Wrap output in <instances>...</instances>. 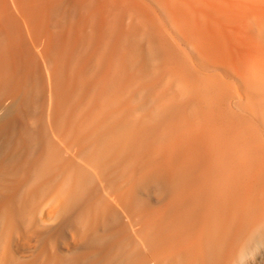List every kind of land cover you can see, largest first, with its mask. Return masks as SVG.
<instances>
[{
    "label": "bare ground",
    "instance_id": "6f19581e",
    "mask_svg": "<svg viewBox=\"0 0 264 264\" xmlns=\"http://www.w3.org/2000/svg\"><path fill=\"white\" fill-rule=\"evenodd\" d=\"M0 264H264V0H0Z\"/></svg>",
    "mask_w": 264,
    "mask_h": 264
}]
</instances>
